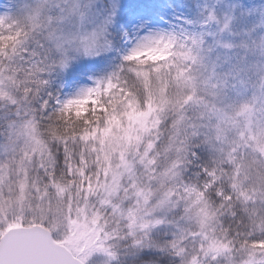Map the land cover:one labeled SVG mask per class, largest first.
<instances>
[{
	"label": "snow or ice",
	"instance_id": "6c2138e0",
	"mask_svg": "<svg viewBox=\"0 0 264 264\" xmlns=\"http://www.w3.org/2000/svg\"><path fill=\"white\" fill-rule=\"evenodd\" d=\"M78 10L0 14V264H264V67L161 34L87 83L59 34Z\"/></svg>",
	"mask_w": 264,
	"mask_h": 264
},
{
	"label": "rangeland",
	"instance_id": "374dc122",
	"mask_svg": "<svg viewBox=\"0 0 264 264\" xmlns=\"http://www.w3.org/2000/svg\"><path fill=\"white\" fill-rule=\"evenodd\" d=\"M33 2L0 0V14L19 15L21 9ZM244 2L248 8L241 6L242 0H67L69 5L78 4V11L83 15L77 14L61 21L59 34L73 37L69 49L72 57L70 67L74 65L78 70L88 65L95 69L84 77L87 83L116 70L122 63L123 55L144 37L161 34L196 38L202 43V48L197 51L204 63L220 71L223 65L221 59L233 49L222 47L221 42L240 44L244 29L253 34L248 48L257 55V66L264 67V54L259 50V45L264 42V0ZM254 3L259 6V14L256 9L254 13ZM210 13H215L217 19L209 20ZM226 22L229 23L227 30L223 27ZM94 33L95 47L90 54H85L83 38ZM217 50L220 51V58L217 57ZM55 83L61 92L69 91L59 78ZM79 86L82 84L71 90ZM98 257L97 264H105L102 254Z\"/></svg>",
	"mask_w": 264,
	"mask_h": 264
},
{
	"label": "trees",
	"instance_id": "16d2710c",
	"mask_svg": "<svg viewBox=\"0 0 264 264\" xmlns=\"http://www.w3.org/2000/svg\"><path fill=\"white\" fill-rule=\"evenodd\" d=\"M243 3L241 6H245L246 8H248L247 3L244 2V0H242ZM211 2V1H210ZM252 2H255V0H252ZM218 4V3H217ZM254 3V13H255V9L257 10L258 14L260 12L259 10V6L256 4L255 7ZM218 8V5H217ZM260 16V15H259ZM260 18L262 19L263 16ZM262 21V20H261ZM247 28V26H245V29ZM242 36H241V43H246L247 45L249 43H251L252 39H253V34H250L248 31L242 29ZM211 41H214V39H212ZM240 44H237L236 47H234L231 51L228 52V54L223 57L221 60L223 62L222 68L220 69V71H226L229 68H231L234 65L237 64H242V65H248L254 69H257V55L253 54L250 49L247 47H240ZM217 57L220 58V51L217 50ZM259 67H262L259 64ZM122 258H126V257H121Z\"/></svg>",
	"mask_w": 264,
	"mask_h": 264
}]
</instances>
